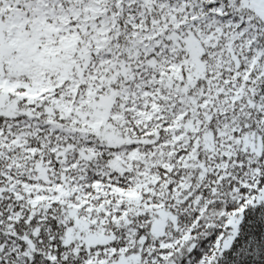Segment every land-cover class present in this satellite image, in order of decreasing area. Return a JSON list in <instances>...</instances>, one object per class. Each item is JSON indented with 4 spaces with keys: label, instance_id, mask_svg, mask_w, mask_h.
Segmentation results:
<instances>
[{
    "label": "snow or ice",
    "instance_id": "1",
    "mask_svg": "<svg viewBox=\"0 0 264 264\" xmlns=\"http://www.w3.org/2000/svg\"><path fill=\"white\" fill-rule=\"evenodd\" d=\"M0 264H264V0H0Z\"/></svg>",
    "mask_w": 264,
    "mask_h": 264
}]
</instances>
